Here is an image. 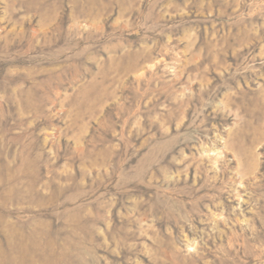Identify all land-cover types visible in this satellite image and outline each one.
<instances>
[{
	"label": "rangeland",
	"instance_id": "1",
	"mask_svg": "<svg viewBox=\"0 0 264 264\" xmlns=\"http://www.w3.org/2000/svg\"><path fill=\"white\" fill-rule=\"evenodd\" d=\"M0 264H264V0H0Z\"/></svg>",
	"mask_w": 264,
	"mask_h": 264
}]
</instances>
